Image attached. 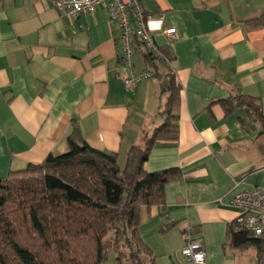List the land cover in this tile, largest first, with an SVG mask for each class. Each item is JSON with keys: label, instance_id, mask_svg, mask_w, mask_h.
I'll return each mask as SVG.
<instances>
[{"label": "crops", "instance_id": "1", "mask_svg": "<svg viewBox=\"0 0 264 264\" xmlns=\"http://www.w3.org/2000/svg\"><path fill=\"white\" fill-rule=\"evenodd\" d=\"M156 43L173 57L178 138L155 145L144 166L177 169L161 206L140 211V236L157 264H185L187 233L202 240L208 264H264L261 246L235 248L237 190L264 188V125L239 106L246 96L264 115V0H141ZM179 39L169 44L168 29ZM120 30L107 11L79 19L54 0H0V181L11 172L67 154L78 128L92 148L126 166L164 125L170 89L163 76L133 89L121 57ZM134 73L148 71L134 55ZM167 84V86H165ZM225 101L232 103L227 112Z\"/></svg>", "mask_w": 264, "mask_h": 264}, {"label": "trees", "instance_id": "2", "mask_svg": "<svg viewBox=\"0 0 264 264\" xmlns=\"http://www.w3.org/2000/svg\"><path fill=\"white\" fill-rule=\"evenodd\" d=\"M249 23L253 28L264 26V15ZM135 50L144 54L148 70L168 83L163 87L170 89L166 123L154 131L145 148L131 149L123 169L116 155L92 148L75 128L67 154L51 155L0 181V264H103L111 250L117 254L116 264H157L140 236V211L163 205L166 185L181 173L177 169L149 173L144 166L155 145L178 138L172 110L180 88L168 50L162 49L170 63L158 60L139 39ZM256 102L239 98V106L252 111L264 125ZM224 105L227 112L232 110L231 102ZM229 236L237 249L263 243L235 224Z\"/></svg>", "mask_w": 264, "mask_h": 264}, {"label": "built area", "instance_id": "3", "mask_svg": "<svg viewBox=\"0 0 264 264\" xmlns=\"http://www.w3.org/2000/svg\"><path fill=\"white\" fill-rule=\"evenodd\" d=\"M59 13L70 19H79L97 13L99 10L107 11L110 19L120 30L121 57L125 66L131 69V75L125 80L128 89H133L145 80L155 77L150 70L134 73L135 40L139 39L145 49L158 60L170 63L167 55L158 46L152 36L148 22L150 16L146 14L138 0H54ZM165 36L169 44L179 39L176 28L166 30ZM240 183L232 191L231 205L240 211L234 222L236 229L250 233L256 238L264 237V188H255L249 191L237 190ZM187 233V245L182 250L185 264H208L207 252L202 240Z\"/></svg>", "mask_w": 264, "mask_h": 264}, {"label": "rangeland", "instance_id": "4", "mask_svg": "<svg viewBox=\"0 0 264 264\" xmlns=\"http://www.w3.org/2000/svg\"><path fill=\"white\" fill-rule=\"evenodd\" d=\"M116 258H117L116 252L114 250H111L107 261L104 262L103 264H116Z\"/></svg>", "mask_w": 264, "mask_h": 264}, {"label": "water", "instance_id": "5", "mask_svg": "<svg viewBox=\"0 0 264 264\" xmlns=\"http://www.w3.org/2000/svg\"><path fill=\"white\" fill-rule=\"evenodd\" d=\"M165 86H167V84H165Z\"/></svg>", "mask_w": 264, "mask_h": 264}]
</instances>
